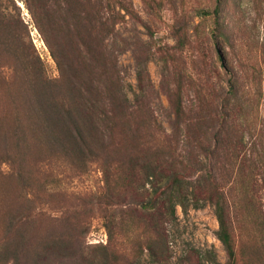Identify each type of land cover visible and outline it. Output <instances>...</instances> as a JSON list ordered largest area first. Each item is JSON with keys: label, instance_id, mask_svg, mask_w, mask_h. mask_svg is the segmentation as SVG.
<instances>
[{"label": "trees", "instance_id": "obj_1", "mask_svg": "<svg viewBox=\"0 0 264 264\" xmlns=\"http://www.w3.org/2000/svg\"><path fill=\"white\" fill-rule=\"evenodd\" d=\"M220 1L213 11L205 12L214 15L217 33L220 28L223 30L219 22ZM23 3L49 48L52 34L62 25L65 36L76 44L80 41V45L73 44L74 48L62 59L51 49L61 75L55 79L57 82H49L42 74L43 65L34 46L31 42L25 44L20 33L23 23L9 14L11 6L19 7L14 0H0L3 31L0 76L11 70L10 78H20V87L9 91L0 88V264H67L76 259H71L73 255L78 259L84 251L79 237L88 229L78 220L74 198L63 192L64 188L50 189L45 181L52 173L43 163L50 154L63 156L74 166L75 158L84 159L83 162L103 160L101 169L106 177L123 172L132 179L138 171L146 180L155 178V196L148 206L142 204L145 211H138L136 205L127 210L134 213L135 219L141 213L144 215L135 225L136 235L129 238L127 230L117 227L125 219L117 222L116 216L105 210L104 226L109 239L105 245L92 247L90 255L96 264H135L148 250L155 261H166L169 238L165 219L174 218L178 204L187 208L185 199L190 186L182 172L186 163L166 154L171 150L154 148L156 140L161 146H166L169 140L163 137L155 140L156 135L146 140L137 132L140 127L149 126L152 112L147 110L143 99L131 105L122 94L121 80L115 74L116 55L103 47L106 37L114 33L127 15L138 19L133 4L126 0H23ZM178 24L174 27L175 50L171 53L161 50L167 55L165 62L169 58L174 63L186 47L185 33L179 32ZM209 64L214 66L212 62ZM222 65L225 68L223 62ZM83 66L95 69L90 79L78 76ZM195 66L192 70L197 80L183 64L190 80L176 81L171 96L175 134L180 127L185 128L188 142L201 148L210 164L198 192L215 206L217 238L227 254L225 264H264V130L251 137V148L246 150L230 108V101H235L240 93L237 81L229 83L227 96L219 103L213 97L215 85H203L202 72ZM71 71L77 73L74 79L77 86L72 80L69 86L64 81L65 72ZM138 78L142 82L141 73ZM189 87L193 88L196 101L186 107L183 90ZM133 124L135 133L129 128ZM207 139L210 141L205 142ZM112 155L115 166L108 160ZM2 164L9 166L8 172L2 170ZM160 182L164 185H158ZM106 188L98 200L112 204L119 194L110 193L108 183ZM151 207L155 209L152 215L147 211Z\"/></svg>", "mask_w": 264, "mask_h": 264}, {"label": "rangeland", "instance_id": "obj_2", "mask_svg": "<svg viewBox=\"0 0 264 264\" xmlns=\"http://www.w3.org/2000/svg\"><path fill=\"white\" fill-rule=\"evenodd\" d=\"M14 1L19 8L11 6L9 14L23 23L20 33L25 44L31 42L34 46L35 53L43 65V76L49 82L59 79L61 73L51 49L62 59L76 43L71 41L68 35L65 36V27L62 25L58 32L52 34L50 39L52 48H49L23 0ZM126 1L133 4L138 19L127 15L126 19L116 26L114 33L106 37L103 47L108 53L116 55L115 74L121 80L122 94L127 96L131 105H134L138 99H143L145 106L148 107L147 110L150 109L152 112V122L149 126L140 127L137 132L140 131L146 140L156 135L155 140L163 137L170 141L166 146H161L156 140L157 145L154 144V148L171 150L166 154L171 153L173 158L179 157L186 163L182 172L188 178L190 186L185 199L186 210L178 204L174 218L167 216L165 219L169 238L168 251L164 255L167 257L166 261H155L149 251L145 250L135 264H225L227 254L217 238L219 224L215 206L202 199L198 192V188L204 185V177L209 172L210 164L204 151L194 142H188L185 128L180 127L178 134H175V117L170 101L176 81L190 80L187 71L191 72L194 78L196 77L192 70L195 64L196 69L199 68L202 72V84L215 85L213 97L218 98L216 100L219 103L227 96L229 83L235 79L240 93L235 101H230V108L232 107L235 113L234 123L238 128L237 131L242 135L247 146L246 150L249 151L251 137L259 136L258 133L264 130V0H221L219 22L223 30L220 28L218 33L214 30L216 27L214 15L205 12L213 11L219 0ZM59 13L55 14L60 16ZM68 22H72L70 18ZM177 24L181 25L179 32L185 33L186 47L183 53L177 55L178 58L174 63L169 58L165 62L164 57L167 55L164 51L168 50L171 53L177 44L174 34V27ZM221 31L223 33H220ZM0 32L3 31L0 29ZM76 45L79 46L80 41ZM1 47L3 46L0 44ZM162 49L164 51H161ZM26 50L30 51V49ZM209 62L214 63V66ZM222 62L225 68L221 66ZM180 63L182 68L179 70ZM184 63L187 71L183 67ZM92 71L95 69L91 66H83L78 76L90 79ZM5 72V76H0V84H3L0 88L9 91L20 87V78H10L11 70ZM139 73L142 82L138 80ZM75 78H77L76 71L64 74L67 86L71 80L77 86ZM85 83L88 86V83ZM68 92L74 91L68 90ZM183 93L185 106H191L196 101L193 88H184ZM8 127L12 128V125L9 124ZM129 128L135 133L134 124ZM209 141L207 139L205 142ZM111 157L108 160L115 166L114 155ZM72 161H75V166L68 164L69 161L63 156L48 155L43 162L44 168L50 169L52 173L47 175L45 181L50 189L64 188L63 192L74 198L75 207L79 209L78 220L83 226L85 224V230L88 229L85 235L79 237L81 250L84 249L82 255H79L78 259L73 255L71 259L74 257L76 259L67 264L75 262V264H96V259L90 255L92 247L105 245L109 239L104 226L105 210L114 214L118 219L117 222L119 219H125L124 223L118 222L117 227L127 230L129 238L134 237L135 225L140 223L144 215L141 213L140 217L135 219L134 213L127 210L136 205L138 211H145L146 208L142 206H148L155 196L156 189L153 184L156 179L146 180L138 171H135L137 175L132 179L123 172L116 175L110 173L106 177L104 170L101 169L103 160L83 162L84 159L75 158ZM2 170L8 172L9 166L4 164ZM107 183L110 184L108 190L110 193L119 194L112 204L98 200L99 195L107 191ZM158 185L163 186L164 182ZM158 203L159 200L156 201L157 206ZM147 211L152 215L155 209L151 207Z\"/></svg>", "mask_w": 264, "mask_h": 264}]
</instances>
